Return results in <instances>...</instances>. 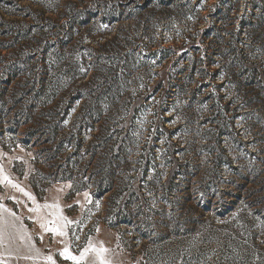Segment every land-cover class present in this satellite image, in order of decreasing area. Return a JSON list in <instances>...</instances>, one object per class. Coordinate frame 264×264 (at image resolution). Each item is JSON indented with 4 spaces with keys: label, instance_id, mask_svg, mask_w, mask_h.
<instances>
[{
    "label": "rangeland",
    "instance_id": "1",
    "mask_svg": "<svg viewBox=\"0 0 264 264\" xmlns=\"http://www.w3.org/2000/svg\"><path fill=\"white\" fill-rule=\"evenodd\" d=\"M70 4L74 9H66ZM102 7L118 18L107 24ZM71 14L83 22L74 45L83 37V45H89L88 35L102 44L131 37L126 51L132 46L137 51L136 63L126 70L123 63L111 81L117 93L108 94L103 82L86 92L87 106L105 111L102 130L136 109L110 145L115 143L116 153L126 148L127 156L116 170L105 164L108 150L102 152L101 174L92 180L94 163L86 152L100 127H79L74 150L69 145L59 161L77 160L71 155L77 147L82 155L77 174L73 181H59L49 150L63 143L71 120L84 107L81 100L75 101L53 147L31 137L33 124H14L13 113L4 107L0 264H264V0H0V80L18 51L33 58L37 71L53 64L45 45L36 41L57 43L40 31L68 24ZM249 19L255 44L245 25ZM215 27L222 28L224 41L195 39L196 31ZM241 29L239 49L258 63L255 74L231 68V35ZM18 31L33 44L23 40L10 46ZM165 51L171 56L164 58ZM84 52L79 49V59ZM199 60L204 61L196 68ZM204 69L207 73H200ZM224 151L240 174L232 176L236 171L228 161L220 175L212 172V161ZM129 177L136 178L134 187L144 195L133 196ZM101 185L111 192L100 196L96 186Z\"/></svg>",
    "mask_w": 264,
    "mask_h": 264
},
{
    "label": "trees",
    "instance_id": "2",
    "mask_svg": "<svg viewBox=\"0 0 264 264\" xmlns=\"http://www.w3.org/2000/svg\"><path fill=\"white\" fill-rule=\"evenodd\" d=\"M255 6L259 5L255 3ZM68 8L72 10L74 9V6L70 4V6L66 9ZM102 8L105 15L104 20L107 24L118 18L117 14L111 11H106L104 7ZM66 13L63 14L62 18L66 17ZM73 14H71L72 16L68 24H52L49 25L48 28L46 26L40 31L41 37L51 34L50 39H57V43L55 44L49 41V38L36 41V44L45 45V55L53 58V64L46 65L40 71H37L33 65V58L27 57L24 52L22 53V51H18V55L16 54L13 62L6 64V69L4 71L5 78L0 80V111H3L4 107H7L9 113H13L14 124L15 122L18 124L23 123L25 125L33 124L36 129L32 131L31 137L41 139L43 143L51 145V147H53V144L58 141L61 133L66 130V117L69 115L75 101L77 99L81 100V104H83L84 107L78 112L77 116L71 120L67 135L62 137L63 143H61L60 146H55L49 150L51 152L50 161H55V164H53L52 167L56 170L55 173L57 174V178L62 182L73 181L82 160V155L79 154V150L76 147L75 153L71 155L77 156V160L75 159V161H72L69 159L63 164L59 163L63 154L68 152L69 145H71L72 150H74V140L76 139L79 127H82L84 131L87 127L94 129L95 125L100 127L98 128L96 134L92 136L91 143L89 144L86 152L89 155L91 163H94V170L91 171L89 177L94 180L97 176H99V174H101V171H99V168L102 165L100 156L102 155V152H106L107 150L109 158L106 159L105 164L119 170L123 165L124 157L127 156L126 148H121L118 150L119 152L117 151L118 153H116L115 143L111 146V148L110 145L113 143V138L116 134L124 133L125 126H122V122H130L132 114L136 113V109L132 107L129 111L130 113H127L130 117L125 116V119L127 120H123L111 125L106 130H102L100 124L102 119L106 116L105 111L101 109V107L94 106L93 104L87 106L88 104L86 101L88 99V93L86 92L89 91L90 88L103 82L102 85H104H101V87L106 89L108 94L117 93L115 87H112L111 81H113L114 78L117 79L118 75L116 73L123 66V63L125 70L129 69L136 63L137 51L133 48V46L131 47V50L126 51L128 45H132L131 37L111 39L110 41L105 39L102 44L99 42V38L96 37V35H88L91 39V43L89 45H83L84 37L74 45L75 37L76 35L78 36L76 28L79 22L82 21L80 17ZM258 18L262 19V16L260 15ZM251 21L252 20L249 19L245 22V25L246 28L250 29L249 37L251 40H254L252 44H255L256 39H253L254 35L251 32V28L254 30L253 23ZM81 24L83 25V22ZM221 29L222 28L220 27H215L214 29H207L202 33H200V31H196L195 39L202 38L206 40L210 38L217 40V38H219L224 41V38H221ZM242 29L237 35H231L232 42L229 43L230 46L228 50V53H232L231 55L233 61L231 63V68L235 69L238 65L241 71H250L255 74L254 72H256L259 67L257 65L258 63L255 62V59L251 57L247 50L242 49L240 51L239 49V46L242 44ZM53 31L54 33H52ZM12 34L10 36H12ZM15 37L18 38L17 41L14 40L10 43V46L15 47L17 46V42L23 40L27 41V43L31 42L28 37L24 36L22 31H18ZM33 42L34 40H32L31 43L33 44ZM83 47L85 52L81 53L79 59V49ZM124 51L126 52L123 53ZM241 53H243V56L241 58L237 57V55ZM224 54L221 56L225 57L226 54ZM12 55H15V53ZM152 56L156 57V54ZM167 56H171V51H165L163 53L164 58ZM10 57L12 56L10 55ZM163 57L158 59V61L160 62ZM203 61L204 60L197 61L194 64L196 68H200ZM211 62L212 63L207 64V67H209L210 64H214L213 58H211ZM86 66H89L90 72L88 71V68L86 71L84 70V67ZM202 72L205 74L207 73L205 69L200 73ZM208 72L210 75L212 70L209 69ZM88 73L89 75H87ZM13 84H15V86L13 88L14 91L11 93L12 96L4 99V94H8V90ZM71 91H73L72 95L70 94ZM92 101L95 102V98H93ZM213 121H215V123L218 121L215 114ZM126 124L127 122L125 125ZM116 126L118 128L114 129ZM230 127H233L232 122ZM14 130H16V128ZM245 144L247 143L245 142ZM54 149L55 151H53ZM141 150L140 158L143 157L142 153L144 152L143 149ZM224 163H227L234 171H236L232 176L242 172L241 169L239 170L237 167L232 166V162L226 154V151L223 152L221 157L214 158L211 163L213 166L212 172L220 175L222 164ZM253 170H257V168H253L252 171ZM127 171L129 170H126L125 172ZM82 176L83 175H81V177ZM129 179L131 183H129L130 187H128V190L131 188L133 190L135 189V195L133 194V196L140 197V194L144 195L140 188L136 189V187H134L133 182L136 178L129 177ZM175 179L174 174L169 186H166V191H170L171 185L174 183ZM96 188L100 196L108 194L112 190L109 185L96 186ZM124 191L125 189L118 191L114 194L112 199H114V201L120 200L123 197ZM167 196L170 197L171 194L167 192ZM159 213V210L155 212V214Z\"/></svg>",
    "mask_w": 264,
    "mask_h": 264
},
{
    "label": "snow or ice",
    "instance_id": "3",
    "mask_svg": "<svg viewBox=\"0 0 264 264\" xmlns=\"http://www.w3.org/2000/svg\"><path fill=\"white\" fill-rule=\"evenodd\" d=\"M41 227H44V225H41ZM48 230L49 231H55V232H57L60 235H63L64 234L60 229H57V228H52V229H48ZM66 253H67V250H65V253L64 254H66ZM64 254H62V255H64ZM67 258H70V259H73V260L76 259L75 257H67ZM49 259H51V258H49ZM101 264H104L103 260L101 261Z\"/></svg>",
    "mask_w": 264,
    "mask_h": 264
}]
</instances>
